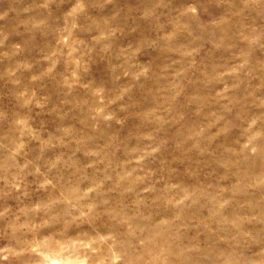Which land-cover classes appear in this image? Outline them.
Instances as JSON below:
<instances>
[{
  "label": "clouds",
  "instance_id": "1",
  "mask_svg": "<svg viewBox=\"0 0 264 264\" xmlns=\"http://www.w3.org/2000/svg\"><path fill=\"white\" fill-rule=\"evenodd\" d=\"M0 264H264V0H0Z\"/></svg>",
  "mask_w": 264,
  "mask_h": 264
}]
</instances>
